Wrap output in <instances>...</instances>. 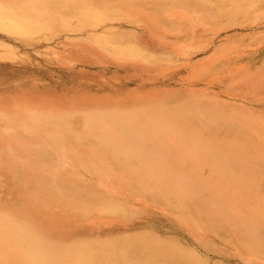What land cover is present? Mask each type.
<instances>
[{
  "label": "rangeland",
  "instance_id": "1",
  "mask_svg": "<svg viewBox=\"0 0 264 264\" xmlns=\"http://www.w3.org/2000/svg\"><path fill=\"white\" fill-rule=\"evenodd\" d=\"M204 107L212 110L205 121L241 113L253 119L247 127L230 126V146L254 140L247 144L253 149L259 141L256 132L262 133L264 121L258 128L253 123L264 118V0H0V137L16 146L35 144L27 133L37 126L28 131L23 126L33 113L48 118L71 113L77 122L88 116L92 124L120 117L155 124L187 110L203 114ZM119 124L128 122L124 118ZM1 143L0 162L11 156V146ZM259 144L253 155L264 152V140ZM89 160L97 177L88 176L94 182L85 183L86 189L111 188L103 198L109 201L122 187L107 178L104 165ZM258 165L264 170V162ZM2 172L10 174L9 167ZM20 184L13 176L8 187L0 184V216L10 211L14 217L22 210ZM64 190L78 195L70 187ZM146 190L129 197L132 204L163 230L179 234L210 263L264 264L262 244L252 253L251 247L243 248L240 233V243L232 242L238 229L225 241L211 226L204 237L215 248L206 253L174 216L151 204ZM192 205L179 204L175 213L194 222L191 211L202 216V207ZM86 219L90 226L96 224L97 219ZM3 237L6 243L17 240L10 234Z\"/></svg>",
  "mask_w": 264,
  "mask_h": 264
},
{
  "label": "bare ground",
  "instance_id": "2",
  "mask_svg": "<svg viewBox=\"0 0 264 264\" xmlns=\"http://www.w3.org/2000/svg\"><path fill=\"white\" fill-rule=\"evenodd\" d=\"M185 112L155 124L129 123V117L92 124L86 116L87 124L74 121L78 116L70 112L50 118L33 113L23 126L27 125L25 131L37 126L27 133L35 144L16 146L1 136V144L11 146V156L1 158L7 166L0 162V184L8 187L10 176L20 178L17 195L22 210L14 217L10 211L0 216V264H214L132 204L129 197L138 196L143 188L150 193L151 204L174 216L206 253L215 248L204 237L213 226L212 232L225 241L238 229L232 242L240 243V233L243 248L249 246L255 253L262 244L264 255V170L258 165L264 162V152L252 154L262 146L264 126L262 133L257 129L259 141L253 149L247 144L254 140L233 147L230 126L253 122L244 119L245 113L205 121L206 113L212 112L208 107L203 114ZM124 118L128 124H119ZM263 121L256 117L253 126L258 128ZM91 157L122 187L114 189L117 194L109 201L103 198L111 188L86 189L85 183L94 182L86 180L88 176L97 177L90 169ZM5 167L10 174L2 172ZM68 187L78 195L66 194ZM195 202L202 207V216L191 211L196 221L184 220L181 211L175 213L179 204L193 207ZM85 216L97 219L96 224L84 222ZM8 234L17 240L1 241Z\"/></svg>",
  "mask_w": 264,
  "mask_h": 264
}]
</instances>
